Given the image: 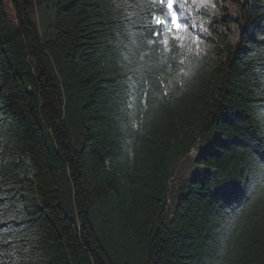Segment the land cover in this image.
Wrapping results in <instances>:
<instances>
[{"label":"trees","instance_id":"trees-1","mask_svg":"<svg viewBox=\"0 0 264 264\" xmlns=\"http://www.w3.org/2000/svg\"><path fill=\"white\" fill-rule=\"evenodd\" d=\"M8 1L0 264H264V0Z\"/></svg>","mask_w":264,"mask_h":264},{"label":"rangeland","instance_id":"rangeland-1","mask_svg":"<svg viewBox=\"0 0 264 264\" xmlns=\"http://www.w3.org/2000/svg\"><path fill=\"white\" fill-rule=\"evenodd\" d=\"M183 0H178L177 7L179 9L180 3H182ZM188 3H190L191 7L193 8L192 13L195 11V9L198 8H204L209 13L214 14L217 10L220 9V6L218 4L217 0H187ZM3 7L5 10V13L7 15V18L9 22L12 24L14 21V14L12 11V8L9 4L8 0H2ZM178 11V22L182 24V26L186 27L187 30L182 33V40L181 44L183 47V51L188 52H195L196 47L198 48H204L205 39L203 35L198 33L197 27L199 24L198 17H192L189 15L184 7ZM195 25V26H193ZM31 196V193L25 194V201L26 206L29 211H34L33 207L30 205L29 200Z\"/></svg>","mask_w":264,"mask_h":264},{"label":"snow or ice","instance_id":"snow-or-ice-1","mask_svg":"<svg viewBox=\"0 0 264 264\" xmlns=\"http://www.w3.org/2000/svg\"><path fill=\"white\" fill-rule=\"evenodd\" d=\"M186 2L187 0H183V2L180 3L178 9V0H166L167 15L164 14L163 7H161V12L159 15H164V19H159L156 21L155 27L153 29L154 36H160L162 34L160 30H163L167 35L171 36L172 41L178 43L182 40V33L186 31L187 28L178 22V11L183 8V3ZM159 4L161 6L165 5V0H159Z\"/></svg>","mask_w":264,"mask_h":264}]
</instances>
